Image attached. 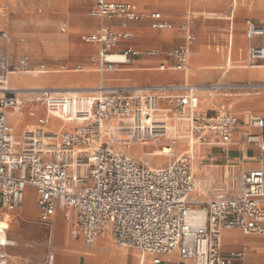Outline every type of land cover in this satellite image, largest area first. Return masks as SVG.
Here are the masks:
<instances>
[{"label": "built area", "instance_id": "2783aa9c", "mask_svg": "<svg viewBox=\"0 0 264 264\" xmlns=\"http://www.w3.org/2000/svg\"><path fill=\"white\" fill-rule=\"evenodd\" d=\"M89 15L119 23V29L103 23L82 35L85 42L97 45L89 60L99 71H114L130 63L133 48L116 50L115 46L134 36L129 29L131 22L148 18L155 29L170 26L160 12H141L129 1L94 0ZM1 16L0 12V39H7ZM182 27L184 43L166 55L174 59L172 69L186 71L192 34L188 22ZM245 34L249 40L264 35V23L248 21ZM263 59L264 46L250 44L246 64L252 66ZM165 67L159 65L160 69ZM15 71L42 73L47 68L24 54L10 70L0 53V211L4 210L0 221H9V213L21 206L24 188L29 185L36 190L40 222L51 223L61 210L70 234L81 238L88 248L110 235L118 245L150 256L154 264L173 251L193 264H224L229 261L222 255L224 230L264 235V112L238 116L228 109L200 110L199 86L188 81L124 84L109 91L82 92L74 98L41 90L28 100L45 103L59 118L74 125L52 130L45 127L46 118L40 117L39 126L26 130L19 142L7 116V110L19 104V94L5 84L7 74ZM206 84L208 89L223 93L264 89L262 81ZM174 119L184 121L204 146L224 147L233 143L236 135L256 144L259 154L253 159L259 165L224 173L212 184L211 197L201 201L189 153L175 155L163 166L150 167L114 146L120 140L114 135L116 131L139 141L158 139ZM127 141L123 144L128 147ZM11 243L5 229L0 264H10L5 246ZM42 264H53V254L49 253Z\"/></svg>", "mask_w": 264, "mask_h": 264}, {"label": "rangeland", "instance_id": "374dc122", "mask_svg": "<svg viewBox=\"0 0 264 264\" xmlns=\"http://www.w3.org/2000/svg\"><path fill=\"white\" fill-rule=\"evenodd\" d=\"M138 2V0H133ZM187 1V0H186ZM240 1V2H239ZM191 5L185 4L180 8H175L174 11L166 12V15L174 21V27L171 30L166 31H155L147 26H144V30L146 33H162V34H174L178 36V38L174 39V42L170 46H174L183 42L184 33L181 30L182 24L188 22L192 27V48L190 55L188 57V70L185 73V80L188 82H197V81H204V80H212L217 81L218 79L221 80H229L231 77H228L229 74L242 69H251L250 66L246 64V54L247 48L252 43H262L264 44V35H258L252 38L251 40L247 39V42L244 46V50H235L233 56L239 55L242 52V56L235 59L236 67L230 68L229 71L225 74L224 68L222 69H211L205 68L209 67L210 65L219 64L224 62V52L226 49L227 44V33L229 32V23L232 26V19H227V17L219 18L218 11H222L226 14H229V7L232 3V0H191ZM93 0H0V12H1V24L8 32L7 39H0V53L1 56L6 60L7 64L9 65V69H13V65H15L20 56L26 54L28 55L29 59L33 63H44L47 70L46 74H71V75H79L83 73H89L95 81L92 83L85 82L82 80H78L77 78L68 80L63 85L66 86H91V85H99L101 76L102 75H121L128 73H138L141 72L144 74L143 78H136L137 82L135 81L132 83L136 85L139 82H144L145 79L150 78L152 81H160L164 82L169 79L165 78H153L158 73H167L172 74L170 79H184V72L180 70H167L164 72L156 71V70H145V71H122L119 68L114 71H103L100 72L96 70L95 65L89 61L88 55L97 48L96 44L87 43L82 39V35L86 33H90L95 31L101 24H107L106 19L101 20L97 18H93L89 15V10ZM235 13L237 16L244 17L245 21L247 19L256 20L259 22L260 19H264V0L259 2V0H238L236 11ZM235 14V16H236ZM202 19V22L200 20ZM89 20H94V22H89ZM103 21V22H102ZM204 25V28L208 30V33H202V28L200 25ZM196 28H198V32H196ZM245 23L238 24L237 19H233V36L237 37V33L242 35L245 40ZM200 33V34H199ZM202 33V34H201ZM236 34V35H234ZM202 38V41L212 46V50L208 52L209 54H213L219 56L220 60L217 61H208L204 59H195L194 60V45L195 38ZM236 37L233 39V45L236 42ZM141 38L137 37L136 39ZM220 46V51L215 50V46ZM149 48H145L148 50ZM204 52V50H203ZM204 54V53H202ZM259 64H264V59L258 62ZM240 65V66H239ZM246 65V66H245ZM242 66V67H241ZM204 67V68H202ZM236 68V69H235ZM233 69V70H232ZM235 69V70H234ZM201 72H205V75H200ZM151 73V74H150ZM214 73L213 75H210ZM41 74V73H40ZM34 74L30 72L24 71H15L9 72L7 74V79L10 81V77L18 76V77H32ZM221 75H224L221 77ZM221 78H220V77ZM264 79V78H259ZM8 86L9 83L5 81ZM120 84H126L128 82L123 81L120 79L118 81ZM141 84V83H140ZM40 90H25L20 91L23 94L18 95V99L23 100L21 103L20 108V116L22 117V129L17 130L14 127V134L16 140L22 141L23 134L28 129H34L38 127V119L40 117H45L46 112L49 111L46 104L41 101H29L26 98L35 97L39 94H34L35 92H39ZM251 96H264V89L258 90H250ZM258 93V94H254ZM214 96L213 101L207 102L204 100L203 96L199 98V109L206 110L210 108H215L217 110H224L226 108L220 109L219 103L221 101H226L229 104V110L234 112L238 116H243L245 114L244 110L236 111L234 104L236 100L243 96H234L228 95L224 96L223 92L217 90L213 94ZM29 109V110H28ZM34 111V113L32 112ZM33 114H30V113ZM255 114H262L263 112H255ZM8 116V113H7ZM9 120V119H8ZM10 122V120H9ZM66 123L64 127H52V130L58 129H66L72 127L74 124L71 121H63L58 117V122L56 125L59 126L60 123ZM11 123V122H10ZM12 124V123H11ZM50 127V126H49ZM22 137V138H21ZM125 138V135L123 136ZM163 137V136H162ZM160 137L158 140H162L163 138ZM154 139L148 140L152 143ZM118 140L114 142V146L116 148H120L122 151L127 153L128 149H125L127 146L122 144ZM135 142H139V140L134 138ZM165 142H158V144H153L154 147L159 148ZM197 145V146H196ZM185 149L181 150V148H176L173 155L167 156L165 159L161 161L159 166H163L169 160L173 158V156L178 155L180 153L185 152L186 144L183 146ZM131 149V148H130ZM204 145H200L199 142L195 143V149L193 154L195 159H192V169L195 170L194 167L200 166L202 172L205 174V180L202 181V185L204 187H198V194L197 197L201 201H205L211 196L212 184H216L220 180V173L218 172L217 176H211L210 170L212 168L204 165ZM128 154V153H127ZM134 156V155H131ZM135 158L144 161L146 164L150 165V167H154L157 164L153 162V160H149L145 158ZM198 160L196 163L195 161ZM199 162V163H198ZM194 165V166H193ZM235 165V164H234ZM158 166V167H159ZM219 169V167H218ZM237 170V165L229 167L230 171ZM238 171V170H237ZM195 172V171H194ZM202 172H196V181L197 185L200 186L198 177L199 174L204 175ZM201 176V178H202ZM214 183H211L213 182ZM206 186V187H205ZM203 188V189H202ZM202 194V195H201ZM21 207H18L14 210V213L17 214ZM0 211V215L2 213ZM12 213H9V221L12 217ZM37 221V213L34 215ZM14 218V217H13ZM61 220L62 224H64L66 234L70 237V232L68 228L67 222L61 216L60 211H58V216L56 222ZM56 224V223H55ZM8 228H6L7 233L13 231L12 222L8 224ZM46 227V226H45ZM240 234L244 235L242 232L238 231ZM107 238L110 240V243L118 250L124 248L125 246L118 245L115 240L109 235ZM62 240V239H61ZM58 238V231L56 228L54 229V236H53V250L55 253V257L57 255L56 249L59 248L63 243H61ZM81 242V247L84 250H88L89 248L86 247L83 240L79 239ZM45 240V245H46ZM96 246V244L94 245ZM93 246V247H94ZM119 246V247H118ZM46 246H44V253L46 252ZM43 253V254H44ZM137 255V252H136ZM11 260V258H10ZM16 262L14 264H30L23 260L22 263ZM39 264V263H38Z\"/></svg>", "mask_w": 264, "mask_h": 264}, {"label": "crops", "instance_id": "0c3cea01", "mask_svg": "<svg viewBox=\"0 0 264 264\" xmlns=\"http://www.w3.org/2000/svg\"><path fill=\"white\" fill-rule=\"evenodd\" d=\"M120 1L132 2L135 5H137V7L141 12L144 13H148L151 11H158L161 13L162 18L170 23V26L166 29H155L151 27L150 19L148 18L131 22V24L129 25V29L133 32L134 36L129 39L120 40L116 44L115 49L120 50L126 46H130L133 48L135 53L131 56L129 64L122 65L118 68L122 71L156 70V71L164 72L167 70H175L171 68V65L174 63V59L167 56L166 51L178 47L179 45L184 43L186 32L183 29V27H181V30L184 33L183 42L174 46H170V45L174 42V39L178 38V36L172 33L170 35L162 34V33H155V34L146 33V30H144L143 27L147 26L148 28L155 31L171 30L175 26L174 21L166 15V12L174 11L175 8L178 9L185 4L191 5L192 3L191 0H187V1L186 0H138V2L133 0H120ZM234 3H235L234 0H232V3L229 7V11H230L229 14H226L222 11H218L217 13L219 18L227 17V19H230V17L233 14L231 11L233 10ZM93 4H94V0L92 5ZM236 6L235 9L233 10L234 15L236 14L235 13ZM234 18L237 19L238 24L245 23L246 25L248 21L256 22V20L253 19H247L245 21L244 17L237 16V14ZM234 18H231L232 23ZM106 21L107 24L112 25L115 29H119L118 20L106 19ZM89 22L93 23L94 20H89ZM200 22H202V19L200 20ZM257 23H264V19H260L259 22ZM198 28H202V33L204 32L208 33V30L204 28V25L201 24L200 27ZM198 28H196V32H198L197 31ZM229 29L231 30H229V32L227 33L228 40H227L226 48L228 45V41L231 40L233 35V29L231 28V26H229ZM189 30L192 34V27L190 24H189ZM240 36L242 40H244L242 35ZM137 37H141V38L136 39ZM235 37L236 36H233V39ZM194 40L196 43L193 47L195 51L194 60L195 59H204V60L206 59L208 61L220 60L219 56L209 54L208 49L209 51L212 50V46L210 44L208 46V44L205 43V41H202V38L200 37L198 38L196 37ZM246 40L247 39L245 36L244 46L247 42ZM192 41L189 46V55L192 48ZM255 44L264 46V44L262 43H255ZM145 48H149V49L145 50ZM220 49L221 48L219 45L215 46L216 51H220ZM96 50L97 48L93 50L91 53L95 52ZM152 51H155V53L152 54L151 53ZM196 52H198L200 58H198ZM242 52H240L238 56L235 55L234 58L238 59L239 56H242ZM225 53H226V49L224 54ZM89 55H88V59H89ZM210 56L215 58L210 59ZM224 62L210 65L209 67H205V68L222 69L224 68ZM161 64H164L166 67L164 69H160L159 65ZM250 68L251 69L237 70L229 74L228 77H231V79L227 81L226 80L219 81L220 79H218L217 81L214 82L212 80H204L193 83L206 84L207 82H210V83L223 84L225 82H236V81L264 82V79H259V78H264V67L257 68L254 66ZM228 70L223 74L227 73ZM186 71H183L184 72L183 80L170 79L172 77V74H167V73L164 74L158 73L155 76L153 74V78L155 79L161 77V78L169 79L164 82L186 81L185 80ZM87 74L93 79V81H95V78H93L89 73ZM213 74L214 73H211L210 75ZM200 75H205V72H201ZM143 76L144 74L141 72L134 74L126 72L124 75L121 74L120 76L102 75L100 77L101 78L100 82H103L104 84L109 86H119V85H124L118 83V81L122 79L123 81L128 82L126 83V85H133L132 83H134L135 81L137 82L136 78H143ZM223 76L224 75H221V77ZM148 77L147 79L144 80V82H139L137 84L148 83V82H160V81H152ZM214 92L215 91L213 90H208V91H201L199 94L200 96H203L204 100H206L209 103L213 101L212 97L214 96L213 95ZM254 94H258V93H254ZM223 95L243 96L238 100H236L235 103H231V105L234 104L236 111L239 110H244V112L264 111V96L254 97L251 96L253 95L251 94V92H247V91L225 92L223 93ZM219 107L220 109L226 108L229 110L228 108L229 104L225 100L219 103ZM210 109H215V108H210ZM123 136H124L123 134L118 135V137L121 139L124 138ZM125 137L127 136L125 135ZM204 152H205L204 157L202 159L206 161L204 162V165L212 168L210 170V175L213 177L217 176L218 178L217 173L219 172L220 179L223 177L224 173H227L229 171V167L232 166L235 167V165H237V168L239 169L240 167L249 168L259 165V161L253 159L255 156L259 154V149L257 148L256 144L245 142L242 139V137L239 135H236L235 141L233 143L228 144L224 147L204 146ZM20 207L21 209L19 212H17V214H15L14 211H12L13 212L12 217L10 221H8V224L9 222L10 223L12 222L11 226L14 228L13 231H11L10 233H7L6 231L7 239L12 241L11 244L5 246V250L10 255L11 258L9 262L10 264H14L19 261H21L20 263H22L23 260L30 262V264H38V263L42 264L46 260L49 253L53 254V264H154L150 256L147 255L141 256V254L134 248L124 247L121 248L120 250L116 249L110 243V240L107 238V236L109 235H107L104 238H100L97 241L96 246L89 248L87 251L84 250L81 247V242L79 240L80 238H75L72 237L71 235L69 237L68 234H66L64 224H62L61 220L56 222L58 211H60L61 214V210L57 211L51 223L44 224L40 222L38 216V210L36 207V190L32 186L29 185L25 186L23 193V202ZM35 213H37V221L34 217ZM8 224H7V228L9 226ZM55 228L58 231L59 240L62 239L60 242L63 243L59 248L56 249L57 252L56 257L53 250V243H54L53 236H54ZM238 231L240 230L226 229L222 232V255L225 258H228L229 260L224 264H264V235H246V234L242 235ZM0 235L4 236L3 232H0ZM45 240L47 243L46 245H45ZM44 246H46L47 248L45 253H44ZM232 252L234 253V255L230 256ZM157 264H193V262L190 260H182L179 257L178 253L176 251H173L168 255L162 256L161 261Z\"/></svg>", "mask_w": 264, "mask_h": 264}, {"label": "bare ground", "instance_id": "6f19581e", "mask_svg": "<svg viewBox=\"0 0 264 264\" xmlns=\"http://www.w3.org/2000/svg\"><path fill=\"white\" fill-rule=\"evenodd\" d=\"M261 1L262 0H259V2H261ZM234 2L235 3H234L233 10L235 9V6H236V3L238 2V0H234ZM233 10L231 11L233 14L230 17V19L235 17ZM229 26H230V23H229ZM231 28L233 29V23H232ZM191 41H189V43H188V57H189V46H190ZM243 48H244V40H242L240 34L237 33L236 42L234 43V45H233V35H232L231 40L228 41L226 53L224 54V60H225L224 68H226L228 70L230 68L237 66L235 63V58H234L233 54H234L235 50H237V49L243 50ZM196 54H197L198 58H200V55L198 54V52H196ZM213 58H215V57L210 56V59H213ZM257 65H259V66H257ZM247 66H250V65H247ZM254 66L257 68H262V67H264V64L260 65L259 63H257L255 65L250 66V67H254ZM226 69L224 70V72L227 71ZM47 71H45V72L47 73ZM30 73H33L34 75L32 77L12 76V77H10V81H9V79H6L5 81H7L10 85V86H8V84L5 82L6 87L17 90L18 94H23V92H20V91H25V90H40V91L41 90H51L52 92L55 93V95H63V96H66L68 98L69 97L74 98L76 95H79L82 92L98 93V91H109L113 87H116V86L106 85L103 82H100V83H102L101 87H98L100 85H95V86L94 85H91V86H66V85H63V83H65L66 81L72 80L75 78H77L78 80H82L85 82L92 83L93 79L87 73H83V74H79V75H71V74H66V73H61V74H49L48 73V74H46L44 72H42L41 74L39 72H30ZM196 85L199 86L200 92L210 90L206 87L207 84H196ZM98 88H100V89H98ZM38 93L39 92H35L34 94H38ZM26 99H28V98H26ZM22 101L23 100L18 99L19 104L15 108H9L7 110L8 119L12 123L13 127H15L17 130H20V128L22 127V117L20 116V114H18L21 112L20 111V108H21L20 105H21ZM66 107H68V104H66ZM32 112L34 113L33 110H32ZM44 118H46V120H47V124L45 127L49 128V129H52V127H61L62 128L66 125V123L61 122L59 124V126H57L56 122H58V115L56 113L52 112L51 110L46 112V115ZM63 121L66 122V120H63ZM113 124L114 125L117 124V121L113 120ZM38 126H39V124H38ZM119 134L126 135L127 137L121 139L118 137ZM114 135L116 136L117 139L125 140V141L127 139L129 140V141H127V142H129V146L125 148V149H128L129 147L131 148V149L129 148L127 150V153L129 155H134V156H136L138 158H142V159L146 157L149 160H153V162L157 164L154 167H158L159 164L161 163V161L163 159H165L167 156L173 155L176 148H181V150L185 149L183 147L184 144H186V148H187L185 150V152L192 155V158L195 159L193 151L195 149V143L198 142V139H196L195 136L190 133L189 127L184 121L174 119V120L168 122L166 132L162 137L163 139L158 140L159 139L158 138V139H154L152 141V143H154V144H158V142H165L162 145H160L159 148L154 147L153 144L150 143L149 141L135 142L133 139V136H131L130 134L127 135L125 133H121L119 131H116V132H114ZM19 142H21V141L19 140ZM120 142L122 144L125 143L123 141H120ZM197 161L198 160H196L195 163ZM194 169H195L194 170L195 173L197 171L202 172L199 165L198 166L195 165ZM201 176H202V174H199V177H198L200 186L197 185V181H196V186H197V188L200 187V189H201V187H204V185L201 186V184H202L201 180H203L205 178V174L202 176V178H201ZM7 224H8V222H6V221H0V230H2L3 234L5 233V229L7 228ZM106 236H104V237H106ZM104 237H102V238H104ZM2 239H4V236L0 235V240H2ZM97 241H96V243H97Z\"/></svg>", "mask_w": 264, "mask_h": 264}]
</instances>
